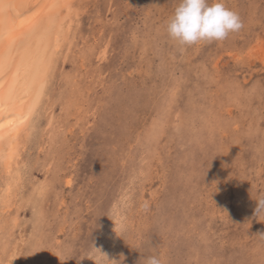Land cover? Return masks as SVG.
I'll use <instances>...</instances> for the list:
<instances>
[{"label": "rangeland", "instance_id": "obj_1", "mask_svg": "<svg viewBox=\"0 0 264 264\" xmlns=\"http://www.w3.org/2000/svg\"><path fill=\"white\" fill-rule=\"evenodd\" d=\"M222 2L243 27L179 46L165 31L178 0L74 1L17 164L26 173L0 210L2 258L264 264V58L252 51L264 41V0ZM108 223L119 237L106 260L96 245Z\"/></svg>", "mask_w": 264, "mask_h": 264}, {"label": "bare ground", "instance_id": "obj_2", "mask_svg": "<svg viewBox=\"0 0 264 264\" xmlns=\"http://www.w3.org/2000/svg\"><path fill=\"white\" fill-rule=\"evenodd\" d=\"M74 1L76 0H0V171L6 175L3 177L4 188L0 191V210L10 203L13 188L20 185V179L25 172L24 168L21 169L17 164L23 160V150L31 146L34 131L40 124L41 115L39 113L49 90L48 84L56 75L55 70L58 63L56 59L64 38L69 35V29H65L67 27L65 23L69 21L68 16L71 14ZM256 44L257 42L253 46V53H258L264 58V41ZM248 53L251 54L250 50ZM37 190H42V187ZM43 213L41 210L36 213L37 221L40 222L43 218L42 222H44L46 216L43 217ZM113 223H108L107 233L103 230L104 235H101L103 239H99L96 245L99 249L97 250L98 258L104 253L108 255L112 252L113 243L119 237H114L119 229ZM40 227L39 231L44 230L43 226L40 225ZM110 240L109 245L105 243ZM36 248L38 249L37 246ZM1 256L3 257L0 254ZM2 257L0 264H11L8 259L5 260Z\"/></svg>", "mask_w": 264, "mask_h": 264}, {"label": "clouds", "instance_id": "obj_3", "mask_svg": "<svg viewBox=\"0 0 264 264\" xmlns=\"http://www.w3.org/2000/svg\"><path fill=\"white\" fill-rule=\"evenodd\" d=\"M242 27L238 13L226 7L222 0L211 3L209 0H178L166 21L165 31L177 45L193 46L202 42H222ZM262 213L264 196L258 198L255 209V214ZM112 262L118 264L117 261ZM144 264H165V260L159 254H153L145 258Z\"/></svg>", "mask_w": 264, "mask_h": 264}]
</instances>
